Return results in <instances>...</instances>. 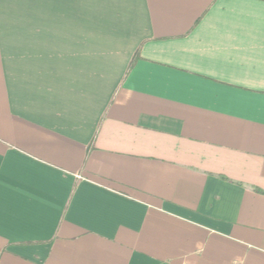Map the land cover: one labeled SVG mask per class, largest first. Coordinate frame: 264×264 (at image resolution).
<instances>
[{"label": "crops", "instance_id": "0c3cea01", "mask_svg": "<svg viewBox=\"0 0 264 264\" xmlns=\"http://www.w3.org/2000/svg\"><path fill=\"white\" fill-rule=\"evenodd\" d=\"M256 189L264 0H0V264H264Z\"/></svg>", "mask_w": 264, "mask_h": 264}, {"label": "trees", "instance_id": "16d2710c", "mask_svg": "<svg viewBox=\"0 0 264 264\" xmlns=\"http://www.w3.org/2000/svg\"><path fill=\"white\" fill-rule=\"evenodd\" d=\"M139 58H140V57H139V52H138V53H136V55L134 56L131 65L135 64V62H136ZM256 191L259 192V193H263V194H264V192L261 191V190L256 189Z\"/></svg>", "mask_w": 264, "mask_h": 264}]
</instances>
